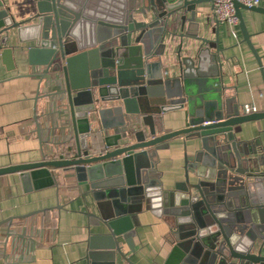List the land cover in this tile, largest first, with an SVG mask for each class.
Instances as JSON below:
<instances>
[{"label": "water", "instance_id": "water-1", "mask_svg": "<svg viewBox=\"0 0 264 264\" xmlns=\"http://www.w3.org/2000/svg\"><path fill=\"white\" fill-rule=\"evenodd\" d=\"M202 2L210 1L139 0V8L122 22L97 21L106 31L98 32L94 46L82 51L70 36L81 13L63 0H35V23L26 27L14 22L7 9L0 10V34L16 29L28 64L42 68L41 80L59 85L45 97L60 100L54 114L75 144L68 158L61 155L0 172H20L24 178L35 167L64 169L74 173L77 186H87L83 196L92 199L97 212H88L96 229L87 240L91 264L98 258L112 263L116 255L130 263L123 248L135 252L136 215L143 209L167 225L172 262L264 264V161L256 157L254 144L236 141L233 135L235 126L264 119V112L245 115L229 104L219 22L212 31L207 24V35L215 39L199 35L205 30L196 10ZM232 2L242 41L256 59L264 87V67L241 12L264 15V7ZM27 30L31 38L23 40ZM207 63L209 73L201 75ZM164 64L177 75L163 78ZM39 97L37 92L34 101ZM182 109L186 126L164 132L161 115ZM178 137L193 141L194 151L190 156L184 151L183 180L163 190L156 179V153ZM256 241H261L257 249Z\"/></svg>", "mask_w": 264, "mask_h": 264}, {"label": "crops", "instance_id": "crops-1", "mask_svg": "<svg viewBox=\"0 0 264 264\" xmlns=\"http://www.w3.org/2000/svg\"><path fill=\"white\" fill-rule=\"evenodd\" d=\"M0 1L3 3L0 10L7 9L14 22L23 27L35 23L32 20L36 13L35 0ZM63 1L82 16L70 33L77 51L94 46L95 35L106 31L97 26V21L117 24L139 8V0ZM196 10L200 26L205 25L199 35L215 39L214 34L207 35V24L212 31L218 22L212 4L202 2ZM241 12L252 46L264 67V15L249 10ZM233 30H236L235 36ZM30 31L24 32L23 40L31 38ZM191 31L195 32L193 27ZM218 38L223 87L231 90L226 93L229 104L238 106L240 113L242 105H253L257 112H264L262 76L238 27L219 23ZM24 46L16 29L9 30L7 35L0 34V171L11 166L58 160L61 155L68 158L75 151L74 141L67 140L62 123L54 114L60 100L45 97L58 91L59 85L40 79L42 68L28 64ZM13 47L15 52L9 50ZM199 73H209V64ZM162 75L172 78L177 71L164 64ZM37 92L40 97L35 102ZM34 117L44 142L37 136ZM160 123L164 132L180 130L186 126V111H167L161 115ZM233 135L236 141L254 144L256 157L264 161V119L235 126ZM193 143L178 137L169 141L168 149L157 151L156 179L163 190H171L174 183L183 180V154L184 151L188 156L193 153ZM21 174L0 172V264H91L87 258V240L96 229L94 218L88 212H97L92 199L83 196L87 186H77L74 173L64 169L35 167L27 170L26 177ZM136 220L135 252L123 248L130 263L116 255L112 263L98 258L95 264H177L169 260L172 246L165 222L145 209L136 215ZM260 243L256 241V249ZM262 244L264 255V240Z\"/></svg>", "mask_w": 264, "mask_h": 264}, {"label": "built area", "instance_id": "built-area-1", "mask_svg": "<svg viewBox=\"0 0 264 264\" xmlns=\"http://www.w3.org/2000/svg\"><path fill=\"white\" fill-rule=\"evenodd\" d=\"M212 4V10L215 20L219 23H226L234 28L238 27V20L235 17L233 0H209ZM237 2L248 7H261L264 5V0H236ZM233 36L236 35V30L232 31ZM10 51L15 52V48H9ZM242 112L245 115L257 112L253 105H242Z\"/></svg>", "mask_w": 264, "mask_h": 264}]
</instances>
